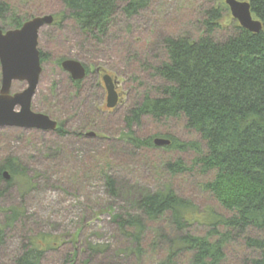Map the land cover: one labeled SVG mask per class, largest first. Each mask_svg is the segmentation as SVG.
<instances>
[{"label": "rangeland", "instance_id": "1", "mask_svg": "<svg viewBox=\"0 0 264 264\" xmlns=\"http://www.w3.org/2000/svg\"><path fill=\"white\" fill-rule=\"evenodd\" d=\"M0 2L11 5L0 18L3 32L14 30L8 26L12 14L24 23L34 17H53L52 24L38 34V50L45 61L31 110L56 121L65 132L0 127V164L13 159L20 167L19 173L0 179V228L4 230L0 264H12L31 242L44 249L39 264H182L180 257L167 260L180 236L170 216L147 223L140 251L118 229L114 216L138 214L133 203L141 194L169 187L191 206L190 224L183 232L205 235L209 224L227 215L205 190L211 176L193 166L191 150L137 148L125 134L131 131L140 140L172 136L180 142H197L205 150L204 142L186 127L184 118L154 121L146 116L130 129L125 118L158 85L153 68L164 59L165 38L197 39L213 9L221 16L214 39L235 33L238 23L225 0H148L131 17L118 9L100 40L82 33L57 0ZM59 60H74L90 70L78 88L57 64ZM103 74L116 81L119 100L114 109L105 106ZM26 88V82L14 81L10 95ZM177 160L186 171L168 173L163 165ZM106 177L114 180L115 196L105 185ZM246 236L233 235L221 264H249L260 257L245 245Z\"/></svg>", "mask_w": 264, "mask_h": 264}, {"label": "trees", "instance_id": "2", "mask_svg": "<svg viewBox=\"0 0 264 264\" xmlns=\"http://www.w3.org/2000/svg\"><path fill=\"white\" fill-rule=\"evenodd\" d=\"M84 34L96 40L104 37L118 9L128 17L144 9L148 0H57ZM253 17L263 23V30L253 34L239 25L224 40L212 36L220 27V13L211 10L205 31L197 39L168 37L163 40L164 59L153 68L158 85L146 92L142 102L131 109L125 124L128 129L142 117L154 121L184 118L186 127L199 135L205 145L180 142L165 136L170 144L164 151L191 150L193 166L211 178L205 190L227 215L209 224L205 235H192L183 230L189 223L191 206L169 187L141 194L133 203L138 214L115 215L118 229L140 251L147 223L170 216L172 227L179 233L176 250L170 248L167 260L180 257L182 264H221L233 235L245 237V245L259 252L249 264H264V0H248ZM0 2V18L9 10ZM24 21L12 14L8 26L18 29ZM40 53V64L45 56ZM60 60L57 63L60 66ZM90 70L86 68V75ZM74 87L79 81H71ZM65 134L61 126L56 129ZM134 147L156 149L153 140L125 134ZM168 173L186 171L183 162H167ZM13 159L0 164V179L19 173ZM11 175V176H10ZM112 196L117 194L114 180L105 178ZM4 230L0 228V247ZM31 242L12 264H39L44 249Z\"/></svg>", "mask_w": 264, "mask_h": 264}, {"label": "water", "instance_id": "3", "mask_svg": "<svg viewBox=\"0 0 264 264\" xmlns=\"http://www.w3.org/2000/svg\"><path fill=\"white\" fill-rule=\"evenodd\" d=\"M232 18L238 25L258 34L263 30V23L253 17L249 2L225 0ZM53 17L44 15L34 17L14 30H0V127H16L41 131H56L57 122L48 116L34 113L31 110V100L41 72L40 53L38 50V34L41 28L52 24ZM63 71L67 72L73 81H82L86 77L85 67L74 60H64L60 63ZM105 90V106L114 109L119 100L116 91V81L108 74L101 76ZM14 81L26 82L27 88L21 93L10 95ZM19 107L16 112L15 108ZM93 136V134H88ZM156 147H165L170 141L163 138L153 140ZM8 179L7 172L3 173Z\"/></svg>", "mask_w": 264, "mask_h": 264}, {"label": "flooded vegetation", "instance_id": "4", "mask_svg": "<svg viewBox=\"0 0 264 264\" xmlns=\"http://www.w3.org/2000/svg\"><path fill=\"white\" fill-rule=\"evenodd\" d=\"M96 73H97L98 75H101V72H99V71H97V70H96ZM98 75H97V76H98ZM105 97H106V96H105Z\"/></svg>", "mask_w": 264, "mask_h": 264}]
</instances>
